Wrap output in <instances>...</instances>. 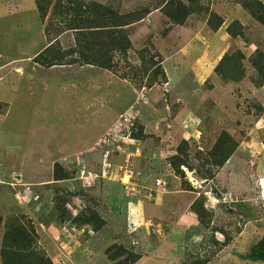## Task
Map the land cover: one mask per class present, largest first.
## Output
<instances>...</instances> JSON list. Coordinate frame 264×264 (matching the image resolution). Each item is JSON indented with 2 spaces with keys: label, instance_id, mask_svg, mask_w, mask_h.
Segmentation results:
<instances>
[{
  "label": "rangeland",
  "instance_id": "rangeland-1",
  "mask_svg": "<svg viewBox=\"0 0 264 264\" xmlns=\"http://www.w3.org/2000/svg\"><path fill=\"white\" fill-rule=\"evenodd\" d=\"M37 1L49 7L44 20ZM85 1L123 14L151 12L125 29L133 49L127 60L117 55L118 74L81 62L45 66L43 58L35 57L52 39L59 38L66 50L76 46L65 18L52 17L55 8L49 0H0V177L17 184L0 192V243L11 219L18 217L37 242L39 258L48 255L53 264H99L92 261L96 251L107 259L103 264H264L247 259L264 237V71L254 65L264 52V26L237 0H203L209 11L196 9L184 25L153 13L166 0ZM211 13L222 18L224 29L239 21L233 28L238 37L228 42L231 50L221 75L214 74L192 91L190 65L204 64L192 63L191 54L182 50L192 37L206 44V51L218 44L213 33L206 35ZM165 56L185 66V105L173 103L161 91L158 101L140 97L154 80L161 85L163 76L155 66ZM125 72L143 75V84L134 77L122 79ZM178 104L182 112H193L188 120L177 114ZM127 105L132 107L126 110ZM142 106L147 108L142 111ZM154 108L170 110L156 122L162 143L151 134ZM144 118L151 132H145ZM196 123L201 133L195 138L203 134L201 144L190 139L185 149L181 127L195 129ZM164 126L172 129L171 135L165 136ZM225 132L238 144L249 139L240 148V163L229 169L235 182L228 180L241 188L245 201L208 202L206 190L220 195L232 188L215 179L207 187L200 184L204 188L190 209L179 197L157 204L152 190L158 188L157 180L165 182L164 194L189 189L190 181L197 185L187 174L193 170L181 168L184 176L173 170V151L184 147L178 151L186 164L210 178L217 168L206 158ZM138 135L140 140L135 139ZM103 144L110 146L105 153ZM189 214L194 224L175 229ZM48 247L58 252L57 258Z\"/></svg>",
  "mask_w": 264,
  "mask_h": 264
},
{
  "label": "trees",
  "instance_id": "trees-1",
  "mask_svg": "<svg viewBox=\"0 0 264 264\" xmlns=\"http://www.w3.org/2000/svg\"><path fill=\"white\" fill-rule=\"evenodd\" d=\"M202 1L166 0L165 2L158 3L154 7V10H160L171 24L184 25L196 9H198V12H203L205 8H203ZM237 2L248 12L250 17L264 26L263 2L260 0H237ZM48 3L50 5L54 3L55 10L52 13V17L57 16L55 18L57 20L65 18L67 30L75 33L74 39L76 42L74 48L66 50L59 44V38L52 39L53 41L51 40L50 45L36 57V59L43 58V64L49 68L57 65H75L81 62L82 65L97 66L118 74L120 67L118 68L119 61L116 60L117 55H122L127 60L129 51L133 49L127 30L125 29L143 21L151 13L150 11H136L123 14L115 11L108 5L95 1L87 2L85 0H49ZM36 6L41 13L42 20H44L49 15V7L41 4L39 1H37ZM206 11L208 12L209 8L204 10V12ZM223 24L222 18H219L217 13H211L207 20V25L212 31H217ZM238 25H240L239 21L233 22L232 25L230 24L227 27V32L231 38L238 37V32L233 30ZM228 57L229 54H226L215 68L216 75H221V66L225 64ZM259 57V60L256 59L254 61V65L259 71H264V52H261ZM154 58L151 56L152 61ZM140 61L143 62L144 60L140 59ZM162 63L163 61L159 62L155 67L161 70L160 73L163 76L162 83H165L167 82V76L162 68ZM130 68L131 71L137 70L135 67ZM132 77L138 78L139 85L143 84V75L138 76L135 72L133 74L125 72L121 78L128 80ZM132 84L135 86L134 83ZM158 84H160L159 81L154 80L153 83L147 86L152 88ZM136 137V140H140V135ZM183 142L185 149L188 148L189 143ZM238 147L239 144L227 132L218 138L214 147L208 153L210 158H206L208 160L207 164H213L217 168L213 173L209 174L210 178L202 177L200 170L186 164L184 155H181L178 151L184 150L182 146L178 148L177 154L173 156L170 165L175 172L181 173L182 176H184V172L181 168L184 165L189 170H193L198 177L214 180L218 169H221L225 165ZM214 157H216V160H212ZM185 190L196 192L191 184L190 188ZM197 200L192 205L193 207ZM196 213L199 214V212ZM2 223L3 217L0 216V229ZM5 226L7 227V224ZM37 246V242L33 239V235L27 227L23 225L18 217H13L8 228L4 231L2 243H0V264H53L48 255L46 256L47 258H39V254L36 252ZM247 259L252 262L264 263V237L251 248Z\"/></svg>",
  "mask_w": 264,
  "mask_h": 264
},
{
  "label": "crops",
  "instance_id": "crops-1",
  "mask_svg": "<svg viewBox=\"0 0 264 264\" xmlns=\"http://www.w3.org/2000/svg\"><path fill=\"white\" fill-rule=\"evenodd\" d=\"M156 11H158V12H156ZM153 13L154 14L160 13L162 15V17H165L164 14L161 13L160 10H155V12H153ZM223 25H225V23ZM227 27L228 26H225V29H224V27L222 26L217 31H212L211 29L209 30V32L206 31V35L208 33H213L217 37V41L216 42H218V44H214V46H212L209 50L207 49V51H206L204 49V46L206 48H207V46H206V44L201 42L200 39L197 40V39H195L193 37L191 38V41L186 45L185 50H182V51L186 52L187 54H189V56L191 54L190 58L192 57L191 58V60H193L192 63L196 62V63L204 64L203 66L198 65V66H195V67H194V65H190V66H192V69H193L192 78H191L192 86L190 84V89H192V91L200 90L202 88V86L211 77L214 76L215 68L221 62L223 57L230 52L231 45L229 46L228 42L232 38L229 35V33L227 32ZM192 35H194V34H192ZM224 44H225L226 48H225ZM195 53H197L199 55H196ZM205 54H206V56H205ZM64 66H70V65H64ZM3 67H7V65L3 66ZM162 67H163V69H164V71L166 73L167 82L162 83L161 85H155L152 88L147 89L146 92H142L140 94V97H142L145 101H147V98L150 99L151 101H158L159 91H161L163 96H166L167 94H169L170 100L173 103L182 102V104L185 105V103H184L185 98L183 97V94L186 95V93H185V89L186 88L184 89V86H183L184 85L183 81L185 79V66L182 63L178 62L177 58H175L173 56H165L164 57V61L162 63ZM203 75H205V76H203ZM202 77H204V79H202ZM130 87L132 88V90L135 93H137V91L133 87V85H130ZM133 100H135V97L132 94L131 101H133ZM131 107H132L131 105L129 107L127 105V109L126 110L130 109ZM145 108H147V106H142L141 110L143 111ZM177 110L179 111V113H177V114L179 116H181V119L186 117V119L188 120V117L191 116V114L193 113L191 111H183L182 112L181 109H180V104H178V109ZM160 111L164 112V113H160ZM169 111L170 110H167V112H166V110L162 111L159 108H157L155 110V108H154L153 112L157 113L155 115L156 118H154L153 120H151L149 122V123H153L151 125L152 128H154L152 130L153 132H151L149 130L150 125L147 123L148 118H147V120H145V118H144L145 130H146L145 132L146 133L151 132V134H155L156 137L160 138V142L161 143L163 141L161 135L156 134V132H155V131L159 132V130H156V129L159 128L158 125H156V122H158L161 118H164L167 115H170ZM152 116H154V115L152 114ZM159 116H160V118L157 119ZM194 116H195V119L197 120L198 116L197 115H194ZM116 118H118V117H116ZM162 125H165V124H162ZM190 126H192V125H188L185 128L181 127V131H180V135H181V138H182L181 141H185V142L188 143L189 140L191 139L193 141V143L201 144V140L203 138V134H201L202 138H201V136H200V139H196L195 138L197 133H201V132H199L200 129H198L199 128L198 124L196 123V128L195 129L194 128L190 129L189 128ZM164 132H165V136L166 135L169 136V135L172 134V129L169 130V129H167L164 126ZM247 140H249V139L247 138V139L243 140V142H247ZM243 142H240L237 151H235V153L225 163V165L221 169H218V172H217L214 180H207L206 178H199L197 175L191 176L192 173L194 174V172H192L191 175H189V173H187L188 177L192 178L190 180L194 179L195 182L197 183V185H195V184L193 185L194 189L196 190V192L187 191V190L183 189V190H178V192H169L168 191L167 194H164V193H161V189L160 188H153L152 190L155 191L157 204H159V202H162V200H164V201L167 200V197H179L181 199L186 200L188 203H190V205L188 207L190 209L192 203L201 194L198 190L201 189V188H204L200 184H202L205 187H207V186H209L211 184V182L214 183L215 179L218 180L223 185L228 184V187L230 186L232 188L229 191H227V192H221L220 195H212L210 193V190H206L204 193H205V197H206L208 202H210L213 205L215 203L218 204V205L221 204V203H226L228 200L231 201V202H235L236 204H238L237 202H239V203L242 202L243 203L245 201L244 200L245 198L243 196V192H242L241 188H238V186L235 185V183L234 184H230L229 181H228V180H231L230 182H235V181H232V179H231L232 178L231 176H234L235 174L229 172V169H231L233 166H237L238 163H240V158H238V156H239V153L241 152L240 148L245 146V143H243ZM249 145H251V141H249ZM109 147L110 146H106L105 144H103L102 145V148H104L103 153H105V148L107 149ZM199 149L203 150L202 146L199 147ZM84 151H87V149L84 150ZM173 152H175V153H173V155L177 154L176 151H173ZM183 167L185 168L184 165H183ZM127 176L130 177L129 175H127ZM15 185H17V184L14 181H11V183L9 181L5 182V179H2L0 177V192H1V189L5 188L6 186H11V187L14 186L15 187ZM141 189L142 188H140L139 192H141ZM144 192H145V190H144ZM171 193H176V194H171ZM0 196L2 197L1 193H0ZM159 207H160V205H158V208ZM194 221L195 220L193 219V217L189 214L186 218L182 219V221L177 223L174 228L178 229V228L181 227L180 229L187 230L188 228H190L194 224ZM45 243L46 242H44L43 245H45ZM159 249H162V247L160 246ZM48 251H49L51 257L57 258L55 256L58 255V252H55L52 247H48ZM92 254H94V256L92 258L93 259L92 261H94V262L101 261V263H99V264H103V260L106 259L104 257L103 253L96 251V252H94ZM112 264H114V263H112Z\"/></svg>",
  "mask_w": 264,
  "mask_h": 264
},
{
  "label": "built area",
  "instance_id": "built-area-1",
  "mask_svg": "<svg viewBox=\"0 0 264 264\" xmlns=\"http://www.w3.org/2000/svg\"><path fill=\"white\" fill-rule=\"evenodd\" d=\"M157 186H159V187H161V188H166V185H165V183L162 181V180H158L157 181Z\"/></svg>",
  "mask_w": 264,
  "mask_h": 264
},
{
  "label": "clouds",
  "instance_id": "clouds-1",
  "mask_svg": "<svg viewBox=\"0 0 264 264\" xmlns=\"http://www.w3.org/2000/svg\"><path fill=\"white\" fill-rule=\"evenodd\" d=\"M50 45V44H49ZM47 48V47H46ZM43 52V51H42ZM41 52V53H42ZM38 56V55H37ZM36 59V58H35ZM142 98V97H141ZM182 169H183V166H182ZM186 169V168H185ZM185 171V170H184ZM193 174V173H192ZM158 181V180H157ZM191 183H192V185H194V183H193V181H190ZM165 183V182H164ZM156 186H157V182H156ZM158 188H160V189H162L163 190V188H161V187H159V186H157ZM150 196H152V194H150Z\"/></svg>",
  "mask_w": 264,
  "mask_h": 264
}]
</instances>
